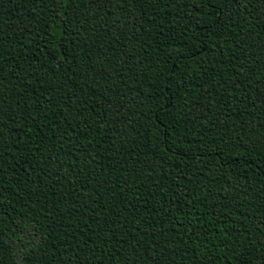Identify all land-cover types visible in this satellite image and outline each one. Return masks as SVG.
I'll use <instances>...</instances> for the list:
<instances>
[{"label": "trees", "instance_id": "16d2710c", "mask_svg": "<svg viewBox=\"0 0 264 264\" xmlns=\"http://www.w3.org/2000/svg\"><path fill=\"white\" fill-rule=\"evenodd\" d=\"M0 264H264V0H0Z\"/></svg>", "mask_w": 264, "mask_h": 264}]
</instances>
